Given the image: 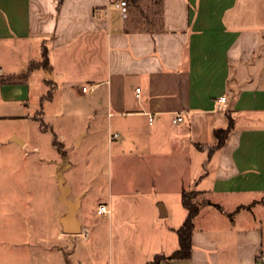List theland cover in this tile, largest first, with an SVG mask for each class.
Instances as JSON below:
<instances>
[{
  "label": "crops",
  "instance_id": "1",
  "mask_svg": "<svg viewBox=\"0 0 264 264\" xmlns=\"http://www.w3.org/2000/svg\"><path fill=\"white\" fill-rule=\"evenodd\" d=\"M118 1L0 0V118L34 119L62 98L53 109L74 115L72 141L93 161L90 190L60 173L45 251L65 253L60 264H148L177 248L180 193L194 189L190 256L158 264H264V0H126L125 16ZM229 116L223 145L200 148ZM171 205L177 226L142 228L171 219Z\"/></svg>",
  "mask_w": 264,
  "mask_h": 264
},
{
  "label": "rangeland",
  "instance_id": "2",
  "mask_svg": "<svg viewBox=\"0 0 264 264\" xmlns=\"http://www.w3.org/2000/svg\"><path fill=\"white\" fill-rule=\"evenodd\" d=\"M58 100L52 104L51 112L36 115L34 119L0 118V264H60L61 257L66 258L65 253L45 251V243L54 248L52 242L46 241L56 234L57 216L61 209L57 199L60 173L64 170L68 183H79L87 190L92 187L93 161L87 153L86 140L79 149L76 147L72 141L76 126L74 115L56 114L53 107L59 103ZM74 107L75 99L69 100L67 109L75 110ZM14 130L19 137L27 138L26 143L17 145L8 139ZM61 134L65 137V145L61 142ZM90 137L94 138V135L90 133L89 140ZM6 140L8 142L4 143ZM66 150L69 160L74 163L68 170L64 169L65 162L61 159L67 155ZM100 159L103 160L102 157ZM98 182L100 187L107 186L105 178H99ZM178 222L173 210L171 219H160L156 223L150 219L141 226L158 235L165 227ZM154 238L152 240L157 245L163 244L167 251L173 250L171 237ZM172 238L177 241V237Z\"/></svg>",
  "mask_w": 264,
  "mask_h": 264
},
{
  "label": "trees",
  "instance_id": "3",
  "mask_svg": "<svg viewBox=\"0 0 264 264\" xmlns=\"http://www.w3.org/2000/svg\"><path fill=\"white\" fill-rule=\"evenodd\" d=\"M46 53L43 55V58L40 62H31L29 68L35 67L37 65H46L47 64ZM0 80H4V77L0 75ZM51 95V91L49 90L43 97H49ZM228 124L226 128H219L215 130L216 135V143L213 145L205 146L199 145L200 148H208L209 150H216L220 148L230 129L232 128L233 121L232 118L228 117ZM200 195V191L198 190H189L182 189L180 193V198L183 206L186 209V215L182 223L176 229L177 238H178V246L174 249L170 254L166 255L164 253H156L153 255L151 259H149L148 264H158L159 261L163 258H187L190 256L191 252V233L194 229V220L196 215L199 212V208L203 200L198 199L197 196Z\"/></svg>",
  "mask_w": 264,
  "mask_h": 264
},
{
  "label": "built area",
  "instance_id": "4",
  "mask_svg": "<svg viewBox=\"0 0 264 264\" xmlns=\"http://www.w3.org/2000/svg\"><path fill=\"white\" fill-rule=\"evenodd\" d=\"M116 6L119 7V9H120L122 15L125 16L126 13H127V2H126V0H120V1H118V2L116 3ZM85 89H86V86L82 87V90H85ZM139 90H140V87H136V91L138 92ZM218 100H219L220 102L225 101V96H224V95H221V96L218 98ZM148 119H149V121H151V120H152V116L150 115ZM181 119H182V115H181V114H177V115H175V116L172 118V121H173V122H177V121H179V120H181ZM107 211H108V208H107L106 204H103V203L99 204V206H98V208H97V212H98V213H105V212H107ZM262 258H264V255L262 256Z\"/></svg>",
  "mask_w": 264,
  "mask_h": 264
},
{
  "label": "water",
  "instance_id": "5",
  "mask_svg": "<svg viewBox=\"0 0 264 264\" xmlns=\"http://www.w3.org/2000/svg\"><path fill=\"white\" fill-rule=\"evenodd\" d=\"M11 139L14 140L15 142H17L19 145H21V144L23 143V139H22L21 137L17 136V135H13V136L11 137ZM58 181H59V183L61 184V182H62V178H61L60 176H59V178H58ZM207 202H208V203H211L210 200H207Z\"/></svg>",
  "mask_w": 264,
  "mask_h": 264
}]
</instances>
